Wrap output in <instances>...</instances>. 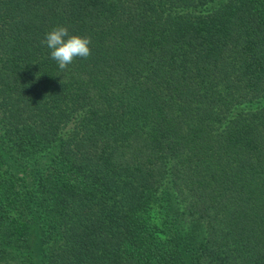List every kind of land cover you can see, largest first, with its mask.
Listing matches in <instances>:
<instances>
[{
    "label": "trees",
    "instance_id": "obj_1",
    "mask_svg": "<svg viewBox=\"0 0 264 264\" xmlns=\"http://www.w3.org/2000/svg\"><path fill=\"white\" fill-rule=\"evenodd\" d=\"M0 264H264V0H0Z\"/></svg>",
    "mask_w": 264,
    "mask_h": 264
},
{
    "label": "clouds",
    "instance_id": "obj_2",
    "mask_svg": "<svg viewBox=\"0 0 264 264\" xmlns=\"http://www.w3.org/2000/svg\"><path fill=\"white\" fill-rule=\"evenodd\" d=\"M51 50V58L54 59L61 70L70 65L75 58L87 59L91 55V39L79 35H70L64 26L54 27L45 36L44 41Z\"/></svg>",
    "mask_w": 264,
    "mask_h": 264
}]
</instances>
